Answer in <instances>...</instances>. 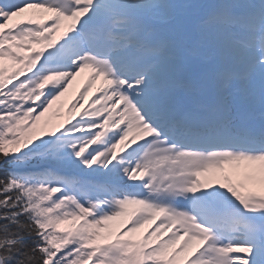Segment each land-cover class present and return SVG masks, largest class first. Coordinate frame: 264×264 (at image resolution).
Here are the masks:
<instances>
[{
  "label": "snow or ice",
  "instance_id": "snow-or-ice-1",
  "mask_svg": "<svg viewBox=\"0 0 264 264\" xmlns=\"http://www.w3.org/2000/svg\"><path fill=\"white\" fill-rule=\"evenodd\" d=\"M0 264H264V0H0Z\"/></svg>",
  "mask_w": 264,
  "mask_h": 264
},
{
  "label": "bare ground",
  "instance_id": "bare-ground-1",
  "mask_svg": "<svg viewBox=\"0 0 264 264\" xmlns=\"http://www.w3.org/2000/svg\"><path fill=\"white\" fill-rule=\"evenodd\" d=\"M86 75L87 74H82L81 76L77 77L76 81L73 82V84L69 87L68 91L65 93V95L62 98L69 103L72 102L74 99H76L79 91L84 87V84L86 82ZM95 90L96 89L94 87L92 93H94ZM92 93H89L90 97L92 96ZM59 122L60 121L54 120L55 124H59ZM217 177H218L217 173L209 174V179H211L214 183L219 181ZM232 179H234L233 181L235 183H238L241 179V176L232 175Z\"/></svg>",
  "mask_w": 264,
  "mask_h": 264
},
{
  "label": "rangeland",
  "instance_id": "rangeland-1",
  "mask_svg": "<svg viewBox=\"0 0 264 264\" xmlns=\"http://www.w3.org/2000/svg\"><path fill=\"white\" fill-rule=\"evenodd\" d=\"M53 106H55V110L56 112L52 113L50 112L51 109H49L50 111H48L47 113H45V116L42 119H47L50 118V116H53L52 120H51V124L52 125H56L53 121L56 119L57 121L63 120V118L66 114H63V109L67 110V106L64 102V99L61 97L60 100L56 101ZM51 119V118H50ZM61 123L57 124L60 125ZM119 223V221L117 222Z\"/></svg>",
  "mask_w": 264,
  "mask_h": 264
}]
</instances>
